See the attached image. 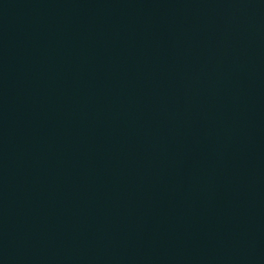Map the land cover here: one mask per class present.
Returning a JSON list of instances; mask_svg holds the SVG:
<instances>
[{
    "label": "water",
    "instance_id": "1",
    "mask_svg": "<svg viewBox=\"0 0 264 264\" xmlns=\"http://www.w3.org/2000/svg\"><path fill=\"white\" fill-rule=\"evenodd\" d=\"M0 264H264V0H0Z\"/></svg>",
    "mask_w": 264,
    "mask_h": 264
}]
</instances>
